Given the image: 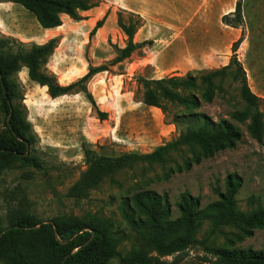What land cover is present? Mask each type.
<instances>
[{
	"label": "rangeland",
	"instance_id": "374dc122",
	"mask_svg": "<svg viewBox=\"0 0 264 264\" xmlns=\"http://www.w3.org/2000/svg\"><path fill=\"white\" fill-rule=\"evenodd\" d=\"M97 6L82 12L83 19L63 17V25L45 31L36 17L22 6L0 0V38H13L25 44H44L58 38V46L45 68L54 73L60 84L70 85L85 76L90 66H107L88 83L99 111L83 93L53 99L46 87L31 81L23 68L17 79L24 94L25 118L38 140L36 150L46 170L38 171L17 164L0 175V215L5 219L8 208L22 206L43 223L54 218L76 217L89 220L95 216L110 218L115 229L129 233L119 212L121 201L144 190L167 194L173 219L180 216L178 203L183 193L198 198L205 207L218 200L216 189L225 191L230 174H238L243 186L237 196L244 212L264 208V139H253L246 125L237 124L244 137L235 149H226L212 158L197 155L189 147L172 151L164 164L139 165L117 176V183H105L91 192L88 199L69 197L70 189L88 170L83 144L99 154L118 156L124 153L146 154L180 136L185 127L175 119L189 111L171 106L165 113L144 103L142 80H159L177 76L201 77L231 62L233 44L243 32L237 58L246 71L252 91L264 100V0H244L241 28L223 22L224 12L236 0H157L153 4L170 7L169 19H145L132 10H107V0H89ZM103 1V4H102ZM152 15H160L158 13ZM104 25L90 38L97 23ZM129 25L139 23L135 43L151 40L153 45L138 49L122 63L112 65L118 48H125L128 37L120 20ZM217 90L211 103L202 102L197 113L214 121L231 119V114L245 109L239 83L229 75L216 80ZM201 94V89L196 91ZM264 112V103L262 106ZM4 119L0 124L2 131ZM23 198L24 204L20 203ZM205 221L198 232L204 239L210 230ZM236 227H224L209 242L211 248L264 249V228L238 242ZM130 235V233H129ZM132 242H122V257L132 250ZM216 257L197 247L165 257L166 264H210ZM111 264H119L114 259Z\"/></svg>",
	"mask_w": 264,
	"mask_h": 264
},
{
	"label": "trees",
	"instance_id": "16d2710c",
	"mask_svg": "<svg viewBox=\"0 0 264 264\" xmlns=\"http://www.w3.org/2000/svg\"><path fill=\"white\" fill-rule=\"evenodd\" d=\"M18 4L31 12L45 30L58 29L63 25L62 17L74 21L83 19L82 12L97 6L89 0H5ZM223 22L233 28H241L243 0H237L233 13L225 15ZM120 27L128 37L125 48H118L112 65L122 63L135 51L153 45L151 40L135 43L137 27L141 24H125ZM104 25L99 21L90 34L96 35ZM242 37L233 44L234 55L229 65L211 71L201 77L200 85L196 76L186 78L171 76L159 80H142L144 103L147 106L167 112L171 106H181L188 113L178 115L175 122L185 127L180 136L157 148L155 151L139 154L124 153L118 156L99 154L83 144L88 170L70 189L69 197L75 200L88 199L91 192L105 183H117V176L124 171L134 170L139 165L164 164L172 151L189 147L194 155L199 149L201 156L212 158L226 149H235L244 137L240 125H246L251 137L258 142L264 139V100L250 88L244 67L238 61L237 51ZM58 46V38L44 44H25L13 38H0V175L13 169L17 164L38 171L46 170L45 162L36 150L37 136L25 118L24 94L17 79L18 73L26 68L31 81L46 87L49 95L60 98L83 93L98 110L102 120L107 114L99 111L88 83L99 73L109 71L107 66H90L88 73L70 85L59 83L57 76L45 66ZM231 76L239 83V92L245 109L234 111L231 119L214 121L203 113H197L202 102L211 103L215 98L218 78ZM201 89V94L196 91ZM243 186L238 174H230L225 181V191L216 189L218 200L205 207L198 198L186 192L178 203L180 216L173 219L172 204L167 194L144 190L126 197L119 205V212L129 228V233L115 229L110 218L95 216L89 220L76 217L54 218L43 223L35 214L22 206L8 208L4 219L0 215V264H166L165 257L181 254L197 247L213 254L216 259L210 264H264V249L211 248L210 239L224 227H236L238 242L253 235L256 229L264 228V208L251 212L239 209L237 196ZM20 203L24 204L23 198ZM205 221L210 230L204 239L198 232ZM94 230L96 235L92 238ZM130 239L132 250L122 257L119 247Z\"/></svg>",
	"mask_w": 264,
	"mask_h": 264
},
{
	"label": "crops",
	"instance_id": "0c3cea01",
	"mask_svg": "<svg viewBox=\"0 0 264 264\" xmlns=\"http://www.w3.org/2000/svg\"><path fill=\"white\" fill-rule=\"evenodd\" d=\"M107 1L110 5H105L103 7L104 9L113 10V11L114 10L135 9V11L145 19H149V18L169 19V17L172 16L173 14L170 7L164 6L162 4L160 6L153 4L157 0H107ZM197 1H201V0H197ZM236 3H237V0H236ZM236 3H234V5H231V8H229L227 11L224 12V16L230 13H233L235 11ZM102 4H103V1H102ZM156 13L160 15H152ZM63 17H68V16L64 15ZM235 29H237L238 31L239 28H235ZM242 35H243V32L241 33L240 38L242 37Z\"/></svg>",
	"mask_w": 264,
	"mask_h": 264
},
{
	"label": "water",
	"instance_id": "95a60500",
	"mask_svg": "<svg viewBox=\"0 0 264 264\" xmlns=\"http://www.w3.org/2000/svg\"><path fill=\"white\" fill-rule=\"evenodd\" d=\"M92 232V238L87 242V244L94 238L96 235V232L94 230H90Z\"/></svg>",
	"mask_w": 264,
	"mask_h": 264
}]
</instances>
